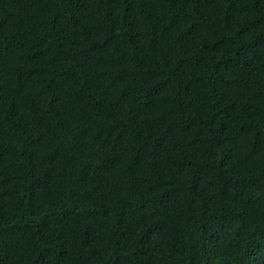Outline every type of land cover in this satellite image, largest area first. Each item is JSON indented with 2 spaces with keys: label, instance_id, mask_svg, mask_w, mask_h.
Instances as JSON below:
<instances>
[{
  "label": "trees",
  "instance_id": "16d2710c",
  "mask_svg": "<svg viewBox=\"0 0 264 264\" xmlns=\"http://www.w3.org/2000/svg\"><path fill=\"white\" fill-rule=\"evenodd\" d=\"M0 264H264V0H0Z\"/></svg>",
  "mask_w": 264,
  "mask_h": 264
}]
</instances>
